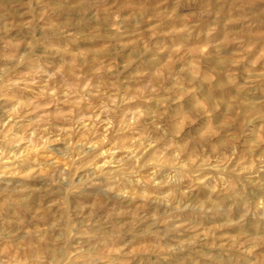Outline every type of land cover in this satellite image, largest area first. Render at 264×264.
<instances>
[{"label":"rangeland","instance_id":"1","mask_svg":"<svg viewBox=\"0 0 264 264\" xmlns=\"http://www.w3.org/2000/svg\"><path fill=\"white\" fill-rule=\"evenodd\" d=\"M0 264H264V0H0Z\"/></svg>","mask_w":264,"mask_h":264}]
</instances>
